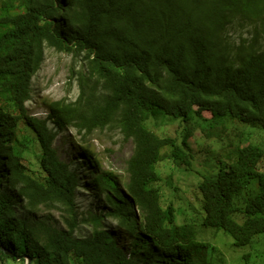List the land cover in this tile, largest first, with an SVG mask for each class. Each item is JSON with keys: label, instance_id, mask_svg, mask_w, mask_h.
Listing matches in <instances>:
<instances>
[{"label": "trees", "instance_id": "trees-1", "mask_svg": "<svg viewBox=\"0 0 264 264\" xmlns=\"http://www.w3.org/2000/svg\"><path fill=\"white\" fill-rule=\"evenodd\" d=\"M47 48L79 59L80 94L38 118L26 104ZM167 119L183 123L182 147L150 126ZM247 126L264 131V0H0V245L31 264H215L214 247L178 223L191 202L177 207L162 185L167 160L191 169L197 131L226 134L227 153L207 150L219 170L202 175L191 210L235 246L253 243L264 234V144L243 142ZM66 128L134 142L125 188L113 173L88 176L104 215L81 218L84 180L54 147ZM21 204L30 216L57 207L65 227L21 219ZM108 220L132 240L131 256ZM82 222L92 234L79 235ZM9 260L0 248V264Z\"/></svg>", "mask_w": 264, "mask_h": 264}, {"label": "rangeland", "instance_id": "rangeland-1", "mask_svg": "<svg viewBox=\"0 0 264 264\" xmlns=\"http://www.w3.org/2000/svg\"><path fill=\"white\" fill-rule=\"evenodd\" d=\"M241 33V32H239ZM236 32V34H239ZM247 36V32H243ZM79 59H74L72 54L58 52L55 49L47 48L45 61L41 70L33 78V98L26 104V108L31 116L43 118L48 115V103L52 101L71 100L75 101L80 94L77 72L80 68ZM206 119L211 120L213 116L205 113ZM181 121L162 120L150 121V126L160 135L175 139L181 146L185 136L184 130L180 127ZM240 127V123H235ZM53 127V124H50ZM230 128V126H228ZM231 129V128H230ZM248 135L244 138V143L264 144L262 129L247 126ZM227 141V135L223 138L208 139L201 131H197L195 137L191 138L192 152L189 154L191 169L180 161L175 165L173 161L164 162L167 175L162 185L166 189L167 201L174 202L177 207L191 202L178 211V223L193 224L196 228V238L201 242H209L215 250V264H264V234L258 236L255 241L246 246H235L234 239L227 232L208 228L203 223V211L198 213L192 211V205L197 204V186L202 181V175L215 176L219 170L212 159L217 154L224 157L227 151L221 150ZM59 157L70 164L71 168L77 170L83 178V188L79 195L80 211L82 219L90 214L104 215L108 212V205L103 198L95 194L94 186L89 183V175L95 171L100 173H113L122 182V187L130 182L128 174V162L131 160L135 145L133 141H126L119 131H98L90 137L84 139L83 135L73 128H66L58 131L54 142ZM182 147V146H181ZM212 152V156L207 154ZM170 154V152H168ZM92 156V159H88ZM34 161V160H33ZM94 163L97 167H94ZM174 167V173L171 170ZM193 209V208H192ZM181 211V212H180ZM180 213V214H179ZM18 215L27 221H47L59 227H65L61 220V211L57 207L45 208L35 216H30L24 205L18 207ZM107 228L114 234L118 246L131 256L132 240L126 233L118 232L117 223L111 220L105 222ZM236 226L240 224L236 222ZM79 235L86 236L92 234L91 222H82L78 231ZM248 252V253H247ZM247 253V254H246ZM246 255L248 258L246 259ZM213 257V258H214ZM221 260H223L221 262ZM8 264H21L19 261H8ZM141 264V263H140Z\"/></svg>", "mask_w": 264, "mask_h": 264}, {"label": "water", "instance_id": "water-1", "mask_svg": "<svg viewBox=\"0 0 264 264\" xmlns=\"http://www.w3.org/2000/svg\"><path fill=\"white\" fill-rule=\"evenodd\" d=\"M0 248L7 254L9 255L11 258H15L16 260L20 261V260H25V264H31L32 259L27 256V255H18L15 254L9 250H7L6 248H4L3 246L0 245Z\"/></svg>", "mask_w": 264, "mask_h": 264}, {"label": "bare ground", "instance_id": "bare-ground-1", "mask_svg": "<svg viewBox=\"0 0 264 264\" xmlns=\"http://www.w3.org/2000/svg\"><path fill=\"white\" fill-rule=\"evenodd\" d=\"M90 183V182H89ZM92 184V183H91Z\"/></svg>", "mask_w": 264, "mask_h": 264}]
</instances>
